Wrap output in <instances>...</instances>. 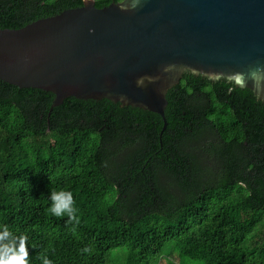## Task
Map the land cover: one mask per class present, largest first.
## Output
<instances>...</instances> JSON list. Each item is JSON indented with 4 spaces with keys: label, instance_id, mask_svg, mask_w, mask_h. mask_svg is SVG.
I'll return each instance as SVG.
<instances>
[{
    "label": "trees",
    "instance_id": "1",
    "mask_svg": "<svg viewBox=\"0 0 264 264\" xmlns=\"http://www.w3.org/2000/svg\"><path fill=\"white\" fill-rule=\"evenodd\" d=\"M82 3L0 0V28ZM53 97L0 80V226L27 236L29 264H108L116 248L124 264H264V102L248 88L185 72L161 135L154 112L69 96L48 114ZM61 190L78 222L49 211Z\"/></svg>",
    "mask_w": 264,
    "mask_h": 264
},
{
    "label": "water",
    "instance_id": "2",
    "mask_svg": "<svg viewBox=\"0 0 264 264\" xmlns=\"http://www.w3.org/2000/svg\"><path fill=\"white\" fill-rule=\"evenodd\" d=\"M185 72L264 102V0H121L0 28V80L158 114Z\"/></svg>",
    "mask_w": 264,
    "mask_h": 264
},
{
    "label": "clouds",
    "instance_id": "3",
    "mask_svg": "<svg viewBox=\"0 0 264 264\" xmlns=\"http://www.w3.org/2000/svg\"><path fill=\"white\" fill-rule=\"evenodd\" d=\"M50 199L52 204L49 211L57 216L67 215L69 221L78 218L75 213L78 211L75 208L72 193L70 191H54L51 193ZM26 235L17 236L14 234L7 225L0 226V264H29L28 249ZM88 253L90 249L85 247L81 250ZM42 264H53L47 256L41 257Z\"/></svg>",
    "mask_w": 264,
    "mask_h": 264
},
{
    "label": "rangeland",
    "instance_id": "4",
    "mask_svg": "<svg viewBox=\"0 0 264 264\" xmlns=\"http://www.w3.org/2000/svg\"><path fill=\"white\" fill-rule=\"evenodd\" d=\"M174 185L175 184H173L172 186H174ZM178 199H176L174 201V203L172 204V206H181V205H179V203L182 200V198L179 199V200ZM172 261L173 262H177L178 261V256H177L176 253L175 254L172 253L168 257H165L164 260L161 262V264H170ZM108 264H124L123 249H121V248L113 249L111 251L110 259H109ZM181 264H202V262L199 261V260H193V259H189V258H182L181 259Z\"/></svg>",
    "mask_w": 264,
    "mask_h": 264
}]
</instances>
